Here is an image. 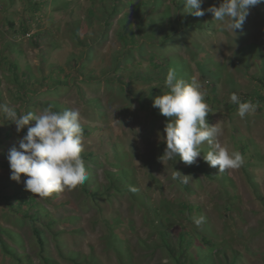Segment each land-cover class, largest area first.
Segmentation results:
<instances>
[{"label":"rangeland","instance_id":"374dc122","mask_svg":"<svg viewBox=\"0 0 264 264\" xmlns=\"http://www.w3.org/2000/svg\"><path fill=\"white\" fill-rule=\"evenodd\" d=\"M219 3L204 0L202 8ZM184 7L183 0H0V103L18 113L30 106L39 114L46 108L42 101L52 100L63 104L61 111L78 108L86 131L84 149L90 146V157L84 160L87 174L91 169L88 179L94 181L89 187L98 183L100 192L108 194L90 198L80 185L38 198L25 189L26 177L22 175L20 182L11 180L10 167L4 166L6 157L12 147L18 148V140L27 131L17 133L14 123L5 120L0 125V226L23 237V243L6 239L28 257L25 264L45 263L29 219L14 216L7 195L14 202L23 193L36 198L34 208L42 215L47 257L60 264H173L158 247L161 221L173 233L185 227L208 237L221 248L217 258L229 264L235 254L239 258L235 264H264V100H257L264 96V82L259 80L264 78V3L250 10L236 35L214 20L210 34L197 31L193 35L201 47L191 43L199 55L190 64L192 76L207 89L205 101L212 113L206 120L210 125L220 121L219 142L240 152L244 163L222 173L218 166L207 164L217 176L187 175L189 189L173 179V164L160 159L166 143L158 132L163 133L166 117L153 111L152 103L167 89L158 80L159 69L150 64V58L157 60L150 45L159 42V36L150 34L155 35L161 20L168 22L185 12ZM114 8L118 14L107 19ZM196 18L213 19L211 13ZM140 21L144 24L139 27ZM132 31L136 46L131 45L134 54L129 60L125 53L130 48L123 36L129 38ZM239 35L241 45L254 43L260 54L237 58L239 46L234 38ZM186 41L181 40V46L189 58ZM142 42L146 49L135 48ZM205 57L219 62L220 75H212L216 66ZM201 63L204 70L198 68ZM231 93L250 96L256 111L241 119L237 105L230 101ZM143 98L152 106L143 105ZM203 145L206 151L201 150L197 161L209 151ZM123 167L135 177L134 194L109 189L108 171ZM28 205L24 203V211ZM171 206L175 212L167 210ZM201 215L206 222L198 228L193 217ZM0 264L14 263L0 251Z\"/></svg>","mask_w":264,"mask_h":264},{"label":"clouds","instance_id":"9594fccd","mask_svg":"<svg viewBox=\"0 0 264 264\" xmlns=\"http://www.w3.org/2000/svg\"><path fill=\"white\" fill-rule=\"evenodd\" d=\"M185 12L195 17L211 13L213 20L220 22L224 30L234 33L240 30L250 14V10L264 3V0H220L218 6L202 8L204 0H183ZM166 92L153 100V107L169 118L165 121L159 139L166 143L163 161H176L177 157L187 165L197 162L201 157V146L207 144L209 151L203 160L219 173L227 169H237L244 163L240 152L229 150L219 142L223 134L220 121L210 125L206 117L212 113L205 98L207 89L204 82L193 76L189 81L179 77L175 69H169L165 81ZM230 101L238 106L237 115L243 119L246 114L256 111L257 105L251 100L242 101L236 93L230 94ZM14 123L17 133L26 127L27 132L18 140V148L12 147L7 154L10 166V179L16 182L24 179L27 191L38 198H47L65 189L72 190L83 185L88 179L81 153L84 150V129L78 108L53 110L52 106L39 114L32 111L18 113L7 103H0V125L4 121ZM35 123L31 126L30 122ZM187 183V175L174 170L173 179ZM199 228L205 216L193 217Z\"/></svg>","mask_w":264,"mask_h":264},{"label":"trees","instance_id":"16d2710c","mask_svg":"<svg viewBox=\"0 0 264 264\" xmlns=\"http://www.w3.org/2000/svg\"><path fill=\"white\" fill-rule=\"evenodd\" d=\"M35 5V4H33ZM179 8H183V4L181 3L179 5ZM113 11L107 17V19L112 18L118 11L116 9H112ZM92 12V10H90ZM118 14V13H117ZM195 16L191 14H187L186 12H182L179 15H177L174 20H169L168 22H164L161 20L160 23L156 25L157 29L154 31L155 35L150 34L152 37H158L159 36V42L154 43L150 45V47L155 48V54L153 56L157 57V60L155 58L150 61V64H154L156 68L159 69V77L158 80L161 79L162 83L164 82L166 75L169 71V69H175L177 75L181 78H183L185 81H189L193 76V68L190 64V59H195L199 55V53H196L195 49L191 48V43H194L193 45L197 48L201 47V44L198 43L200 40L198 38H193V35L196 33H199L197 31L202 32V34H210L212 30L215 29V22L213 19H208L207 21L199 20V18H194ZM141 21L138 23V26L142 25ZM74 31V35L76 37H80L77 30L71 29ZM217 32V31H216ZM129 38L123 36L124 43L126 47H129V51L125 53V55L129 58V60L133 56V46L136 42L134 39V32L132 31L130 34H128ZM242 35H239V37L234 38L235 42L234 44L238 45L239 48L236 51L237 58H249V55L252 54L254 57V53L260 54V50L254 43H246V45H241L242 41ZM181 40H188L186 41L185 48H187L185 51L188 52L189 58L187 57V53L185 54L183 51V48L181 46ZM194 40V41H193ZM88 45H90L88 43ZM139 50H142L145 48L143 46V42L140 46L135 47ZM93 49V48H91ZM146 49V48H145ZM201 53H205L204 51H200ZM201 55V54H200ZM251 59V58H250ZM253 59V58H252ZM80 60V59H79ZM206 61L211 62L214 67L215 71L212 73L214 77H217L216 75H220L222 71V67L220 66L219 62L216 60L205 57ZM13 68L16 67V64L10 63ZM198 68L200 70H204L203 63L198 65ZM205 73V71L203 72ZM27 76V74H25ZM261 82H264V78L260 77L259 79ZM26 85H23V88H25ZM29 87H32L29 84ZM52 89H49L48 92H50ZM238 96L242 101H248L250 100V96L245 95L244 93H238ZM93 100H96V97H91ZM209 99V96H208ZM258 101L264 100V96H257ZM142 104L147 105L149 107L152 106V104H149L147 100L144 98L142 99ZM45 103L44 106H52L53 110L55 111H61L60 106L63 104L59 101L52 100V101H42ZM34 105V104H33ZM238 107V106H237ZM154 110H158L153 108ZM26 111H32L34 113H37L35 110H33L30 106L27 107ZM25 111V112H26ZM169 118H164V122L168 120ZM33 125L32 122H30L31 126ZM84 129V127H83ZM27 131V127L22 131V134ZM84 132L85 129H84ZM108 139V138H106ZM87 144L85 146V149L81 153L82 159L86 160L90 157V154L87 153V149H89ZM209 149V148H208ZM202 152L205 153V145L201 146ZM210 150V149H209ZM208 152V151H207ZM120 155L124 156L125 153L119 152ZM177 160L171 161V163L174 166V170L181 172L183 175H197L199 176V173H203L211 178H215L217 176L216 173L210 172L208 170V163L204 161L203 159L200 161H197L196 163L192 165H187L184 162H182L179 157L176 158ZM4 166L10 167L8 163H6ZM89 170H91L88 167V177L90 175ZM110 174V183L111 187L109 189H117L121 192H129L131 194H134V184H135V177L132 176V172L129 168L123 167L118 172H114L112 170L108 171ZM114 176V178H113ZM199 177H197L198 179ZM182 179H178L179 182L186 188L189 189V185L187 183H183ZM158 182L157 179H152ZM224 180V179H222ZM91 182H94L93 180L87 179L86 182L83 184V189L85 193H88L90 198H96V197H102L107 196L104 195L105 192H100V185L98 183H95L94 188H90L89 185ZM119 182V183H118ZM8 199V204L11 207V210L16 217H26L29 219V222L31 224L32 228V235L35 239V243L39 248V255L43 262L45 264H60L58 261L52 260L51 257H47V251H46V239L47 237L44 235V230L42 228V215L38 211V207L34 208L35 204L38 203L36 198L30 194V193H23L21 197H18L17 200L14 202L10 197L7 195L6 197ZM28 203V208L24 211V203ZM182 206V205H181ZM229 204H225V208H228ZM189 210H193V207H188ZM193 208V209H192ZM169 212H175V208L171 206V208H167ZM182 210V207H181ZM17 213V214H16ZM163 219H167L169 217H165V215H162ZM168 220V219H167ZM159 232V241L158 244L159 248H162L165 252V256H167L173 264H229L228 261L222 260L217 258L216 254L221 250L219 246L216 245L213 241L209 240L208 237L201 235L200 233L193 234V232L188 231L185 229V227H180L177 229L174 233L170 231L168 228H166L164 221H161L158 225ZM6 237L13 238L16 243H23V237L16 233L15 231L11 230L8 227L0 226V251L5 257H9V259L12 260L14 264H25V261L28 260V257L24 256V254L20 253L16 247H14L11 243H9L8 239ZM114 241L117 243L119 241L113 238ZM10 240V239H9ZM115 248L118 249V246L115 245ZM208 251L207 254L203 255L205 251ZM124 251H120L122 254ZM235 259L233 261V264H235L238 261V255L235 254ZM130 259V256L128 257ZM76 260V259H75Z\"/></svg>","mask_w":264,"mask_h":264}]
</instances>
